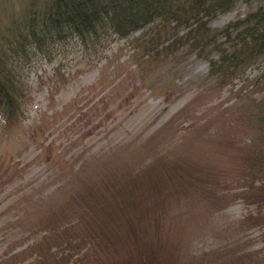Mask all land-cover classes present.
<instances>
[{"label":"rangeland","instance_id":"1","mask_svg":"<svg viewBox=\"0 0 264 264\" xmlns=\"http://www.w3.org/2000/svg\"><path fill=\"white\" fill-rule=\"evenodd\" d=\"M44 2L0 0V34ZM258 2L237 0L208 25L222 30ZM151 27L108 40L100 60L69 49L59 72L24 70L25 115L0 118V264H91L101 245L137 248L141 227L172 264H264L263 155L251 158L263 145L251 105L264 100L262 68L216 85L218 53L186 46L145 64L135 46Z\"/></svg>","mask_w":264,"mask_h":264},{"label":"trees","instance_id":"2","mask_svg":"<svg viewBox=\"0 0 264 264\" xmlns=\"http://www.w3.org/2000/svg\"><path fill=\"white\" fill-rule=\"evenodd\" d=\"M237 0H45L38 7L26 8L23 18L12 21L5 36L0 34V118L6 126L25 115L24 98L28 93V68L54 65L58 72L70 50L76 49L83 58L100 60L111 39L119 40L152 24L149 32L139 37L136 51L145 64L156 66L158 58L174 55L186 46L199 58H209L210 73H216L215 84L224 85L241 77V70L260 67L258 80L264 82V0L258 8L242 19L229 23L222 30L208 25V18L229 9ZM247 1V0H243ZM251 1V0H248ZM223 37L224 40H220ZM108 41V42H109ZM70 49V50H69ZM92 56V57H91ZM139 62V61H138ZM63 76H60L62 79ZM244 100L250 96L239 91ZM236 101L238 97H236ZM256 109L253 127L260 130L262 148L251 158L263 155L264 172V100L251 102ZM259 106V107H258ZM250 108V107H249ZM249 190L247 195H253ZM154 214L152 217H155ZM114 220L121 232L130 219L120 216ZM159 226V222H153ZM135 234L141 245L130 250L95 249L88 255L91 264H172L175 253L157 231L150 239L146 230ZM132 236L129 239L132 242ZM146 242V243H144ZM192 263V262H191Z\"/></svg>","mask_w":264,"mask_h":264}]
</instances>
